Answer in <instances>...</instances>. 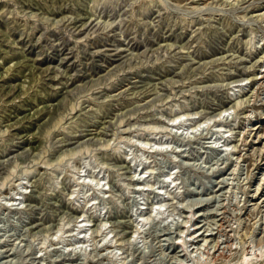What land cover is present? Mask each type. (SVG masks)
<instances>
[{"label": "rangeland", "instance_id": "1", "mask_svg": "<svg viewBox=\"0 0 264 264\" xmlns=\"http://www.w3.org/2000/svg\"><path fill=\"white\" fill-rule=\"evenodd\" d=\"M262 74L264 0H0V264H264Z\"/></svg>", "mask_w": 264, "mask_h": 264}, {"label": "bare ground", "instance_id": "2", "mask_svg": "<svg viewBox=\"0 0 264 264\" xmlns=\"http://www.w3.org/2000/svg\"><path fill=\"white\" fill-rule=\"evenodd\" d=\"M255 80H256V82H259V85L260 86H264V85H262V84H264V74H262V75H260V76H257L256 78H255ZM254 129V128H253ZM261 135V134H260ZM262 137V136H261ZM264 174V173H263ZM259 187V186H258ZM258 189H260V188H258ZM224 225V224H223ZM221 226H222V223L220 224V229H221ZM195 228V227H194ZM196 229V228H195ZM219 229V230H220ZM197 233V232H196ZM204 233V232H203ZM203 233H201V234H199V236L200 235H203ZM208 233V232H207ZM210 234V233H209ZM206 236V235H205ZM195 237H198V235L196 236L195 235ZM220 241V240H219ZM221 242V241H220ZM230 244L228 243V246H229ZM217 254H215L214 255V260H216V259H218L219 257H224V258H226V253H224V248H222L221 246H220V244L217 242ZM226 246V245H225ZM229 248V247H228ZM226 249V248H225ZM226 254V255H225ZM247 255H248V253H247ZM246 255V256H247ZM229 256V255H228ZM245 259V258H244ZM247 262V261H246Z\"/></svg>", "mask_w": 264, "mask_h": 264}]
</instances>
